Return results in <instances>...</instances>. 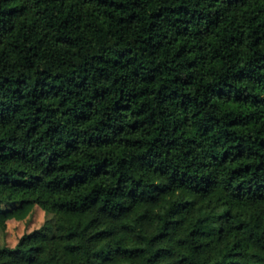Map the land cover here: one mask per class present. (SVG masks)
Listing matches in <instances>:
<instances>
[{
	"label": "trees",
	"instance_id": "16d2710c",
	"mask_svg": "<svg viewBox=\"0 0 264 264\" xmlns=\"http://www.w3.org/2000/svg\"><path fill=\"white\" fill-rule=\"evenodd\" d=\"M0 264H264V0H0Z\"/></svg>",
	"mask_w": 264,
	"mask_h": 264
},
{
	"label": "rangeland",
	"instance_id": "374dc122",
	"mask_svg": "<svg viewBox=\"0 0 264 264\" xmlns=\"http://www.w3.org/2000/svg\"><path fill=\"white\" fill-rule=\"evenodd\" d=\"M51 218V214H47L41 208L35 206L24 220H7L5 226L0 228V245L14 247L22 235L39 229Z\"/></svg>",
	"mask_w": 264,
	"mask_h": 264
}]
</instances>
